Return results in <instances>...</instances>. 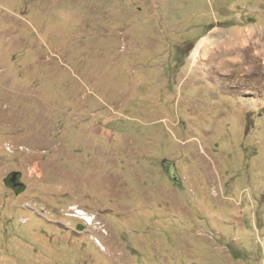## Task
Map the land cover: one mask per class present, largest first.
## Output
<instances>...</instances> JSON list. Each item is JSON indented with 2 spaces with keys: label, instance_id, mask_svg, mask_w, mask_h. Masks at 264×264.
I'll list each match as a JSON object with an SVG mask.
<instances>
[{
  "label": "rangeland",
  "instance_id": "rangeland-1",
  "mask_svg": "<svg viewBox=\"0 0 264 264\" xmlns=\"http://www.w3.org/2000/svg\"><path fill=\"white\" fill-rule=\"evenodd\" d=\"M0 264H264V1L0 0Z\"/></svg>",
  "mask_w": 264,
  "mask_h": 264
},
{
  "label": "flooded vegetation",
  "instance_id": "flooded-vegetation-1",
  "mask_svg": "<svg viewBox=\"0 0 264 264\" xmlns=\"http://www.w3.org/2000/svg\"><path fill=\"white\" fill-rule=\"evenodd\" d=\"M170 166L173 168V165L172 164H170ZM170 166L168 165V169H169ZM13 179H14V177L10 173L6 177V179L4 180V182L6 183V185H7V187L9 189H12L16 194H20L24 190V186L23 187H20L19 189L14 188L13 187V184L9 182V180H13ZM14 183H16V184L22 183L21 180H20V175H17V178L15 179V182Z\"/></svg>",
  "mask_w": 264,
  "mask_h": 264
},
{
  "label": "water",
  "instance_id": "water-1",
  "mask_svg": "<svg viewBox=\"0 0 264 264\" xmlns=\"http://www.w3.org/2000/svg\"><path fill=\"white\" fill-rule=\"evenodd\" d=\"M263 1H264V0H263ZM169 166H170V165H169ZM169 172H170L171 174H173V168H172L171 166L169 167ZM11 175L14 177V179H13V180H9V182L13 184V187H14V188L19 189L20 187H23V186H24L23 183H20V184H16V183H14V182H15V179L17 178V175H19L18 172H12Z\"/></svg>",
  "mask_w": 264,
  "mask_h": 264
},
{
  "label": "bare ground",
  "instance_id": "bare-ground-1",
  "mask_svg": "<svg viewBox=\"0 0 264 264\" xmlns=\"http://www.w3.org/2000/svg\"><path fill=\"white\" fill-rule=\"evenodd\" d=\"M246 51V50H245ZM249 51V50H248ZM247 52V51H246ZM72 209H75L77 210V213H79V216L83 219H85V221H87L88 223H93L92 222V218L90 215H88L87 213L83 212L82 210H78V208H72ZM74 215V214H73Z\"/></svg>",
  "mask_w": 264,
  "mask_h": 264
}]
</instances>
